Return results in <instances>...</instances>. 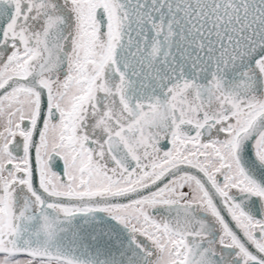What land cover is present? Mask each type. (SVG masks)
Returning <instances> with one entry per match:
<instances>
[{
    "label": "snow or ice",
    "instance_id": "snow-or-ice-1",
    "mask_svg": "<svg viewBox=\"0 0 264 264\" xmlns=\"http://www.w3.org/2000/svg\"><path fill=\"white\" fill-rule=\"evenodd\" d=\"M0 264H264V0H0Z\"/></svg>",
    "mask_w": 264,
    "mask_h": 264
}]
</instances>
